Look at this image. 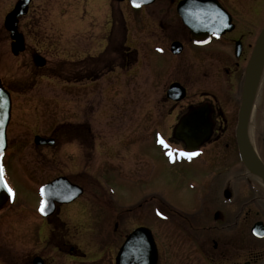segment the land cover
<instances>
[{
  "label": "flooded vegetation",
  "instance_id": "1",
  "mask_svg": "<svg viewBox=\"0 0 264 264\" xmlns=\"http://www.w3.org/2000/svg\"><path fill=\"white\" fill-rule=\"evenodd\" d=\"M38 1L29 3L26 15ZM143 1L136 0L139 6H135L133 0H118L124 4V12L118 9V18L109 7L103 49L116 52L121 63L105 60L103 52L89 53L77 61L65 58L58 63V77L50 76V72L48 77L60 78V85L66 88L65 98L69 95L80 104L83 99L79 90L93 86L105 74H113L110 64L123 69L126 76L134 70L140 53L163 57V68L171 76L162 96V102L170 105L167 115L173 117L171 140L155 132L152 144L158 148L162 145L158 137L164 139L175 151L168 165L192 167L196 176L201 175L198 183L186 181L182 187L195 194L165 207L157 193H145L142 201L127 208L123 219L129 222L133 213L140 225L124 228L116 235L121 219L114 222L109 243L91 258L77 244L67 243L69 228L60 219L62 210L70 215L82 208L86 186L77 181L82 171L71 177L60 167L52 169L50 151L57 149L62 136L67 137V144H76L80 152L97 150L96 137L86 120L94 114L92 104L88 111L91 114L84 119L82 108L78 110L79 122L60 123L63 131L59 134L53 128L47 135H32L33 147L29 150L47 151L48 160L38 158L35 163L29 158L30 164H24L19 159L24 149L21 145L11 149L6 128L2 169L12 192L0 212L12 208L8 213L17 215L18 220L35 215L39 225L19 226L10 237L11 243L0 239V264H264V182L247 171L240 153L243 138L264 166V56L256 82L247 94L248 99L251 97L248 110L242 108L246 70L264 28V0H192L186 7L198 23L192 28L183 23L178 10L185 0ZM118 28L122 40L116 45ZM36 56L43 65L36 64ZM28 65L35 77L48 69L47 61L34 52H30ZM130 82L125 79L123 84L128 87ZM2 84L10 97L30 91L35 85L23 79L9 83L2 79ZM182 138L189 139V146ZM70 159L75 160L73 156ZM11 171L21 181L26 180L34 201H20L15 206ZM50 173L53 176L46 180L37 176ZM42 202L43 217L39 211ZM109 215L116 217L114 213ZM149 220L154 224L144 225ZM140 229L149 232L151 242L146 232L132 236ZM122 247L124 254L117 260Z\"/></svg>",
  "mask_w": 264,
  "mask_h": 264
},
{
  "label": "rangeland",
  "instance_id": "2",
  "mask_svg": "<svg viewBox=\"0 0 264 264\" xmlns=\"http://www.w3.org/2000/svg\"><path fill=\"white\" fill-rule=\"evenodd\" d=\"M16 1L0 0V79L13 82L23 79L26 83L33 82L35 85L30 91H21L11 96L7 139L11 149L20 145L23 147L24 152L19 159L21 157L24 164H30L29 158H33L35 163L38 158L48 160L51 154L52 169L60 167L63 174L71 177L82 171L77 179L86 186V192L81 198L82 208L75 213L70 212V215L62 210L60 219L69 228L65 234L70 240L67 243L77 244L87 256L94 258L97 251L109 243L114 222L121 219L116 235L122 233L124 228L140 225L139 218L133 213L129 222L123 219L127 208L136 206L138 201L143 200L145 193H157L165 207L172 206L179 198L186 199L188 195L195 194L183 191L182 187L186 181L198 183L201 175L196 176L192 167L168 165L169 157L175 153L170 144L164 142L158 148L152 144L155 132L171 140L170 125L173 117L167 115L170 105L162 102L164 89L171 76L163 68V57L140 53L134 70L129 75L123 76V69L110 64V69L114 68L113 74H105L93 86H82L79 93L83 101L75 103L69 95L65 98L66 88L60 85V78H56L58 63L65 58L77 61L86 54L96 52H103L105 60L115 59V63H121L116 52L113 54L108 49L107 54L103 48L106 44L104 38L108 30L106 20L109 7L114 9L115 18H118L119 10L124 12V4L118 0L34 2L28 15L18 19L20 21L17 25L18 32L24 36L26 51L13 56L11 40L3 27V21ZM120 34L121 30L118 28L116 45L122 40L118 37ZM30 52L47 61V71L42 70L39 72L41 75L37 73L36 77L31 75L33 71L28 65ZM80 67L81 64L78 68ZM48 73L56 77L49 78ZM125 79L131 81L128 87L123 84ZM90 104L94 114L86 120L98 143L96 151L80 152L76 144L66 143V136L58 138L57 149L50 151V154L47 151L29 150L33 147L31 138L34 133L47 135L54 128L59 134L63 131L59 128L60 123L81 120L78 113L80 108L82 119L91 114L88 113ZM159 140L164 141L158 137ZM71 156L75 160H71ZM11 176L13 179L11 178L10 184L16 194L15 206L20 201H34L33 191L26 186V180L21 181L15 171H11ZM37 176L46 180L53 174ZM132 209L135 210L133 207ZM11 210L9 208L0 212V239L3 238V243H11L10 237L17 232L15 229L19 226L26 228L39 225L35 215H26L23 220H18L17 215L8 213ZM109 212L116 217L111 218ZM147 224L154 223L151 220L144 221V225ZM26 246L27 243L22 248L26 249Z\"/></svg>",
  "mask_w": 264,
  "mask_h": 264
},
{
  "label": "water",
  "instance_id": "3",
  "mask_svg": "<svg viewBox=\"0 0 264 264\" xmlns=\"http://www.w3.org/2000/svg\"><path fill=\"white\" fill-rule=\"evenodd\" d=\"M31 0H18L14 5L13 9L4 17L3 27L8 32L9 37L11 39V53L16 56L19 53L24 51V41L23 37L20 33L17 32L18 18L25 15L27 12L28 4ZM154 0H145L146 4L152 3ZM192 3V0H185L180 4L178 8L179 13L182 17L183 23L187 25L189 28H192L193 25H198L195 17L192 12L186 8L188 5ZM206 3V2H204ZM185 11V13L183 12ZM193 16V17H192ZM264 56V29L259 37L257 47L255 48L252 58L249 63V67L247 68V77H246V86H245V95L243 98L242 108L245 107V112L248 110V92L252 89L253 85L256 82L257 71L260 72L261 68V60ZM34 61L38 66L43 65L42 59L38 56L35 57ZM254 78V80H253ZM174 88V85L170 87V91ZM10 118V97L9 93L2 87L0 81V168H1V157L3 155V151L6 145L5 142V130L7 123ZM185 141L186 145L189 146V139L182 138ZM240 153L242 157V163L248 172H250L253 176L260 179L264 182V166L260 163L252 148L242 138V145L240 146ZM4 179L0 181V208L5 203L8 198L9 191L8 187L5 186ZM45 188L42 189L44 191ZM44 206V203H43ZM41 209V208H40ZM40 213L43 215V212L40 210ZM123 249V248H122ZM121 249V251H122Z\"/></svg>",
  "mask_w": 264,
  "mask_h": 264
},
{
  "label": "snow or ice",
  "instance_id": "4",
  "mask_svg": "<svg viewBox=\"0 0 264 264\" xmlns=\"http://www.w3.org/2000/svg\"><path fill=\"white\" fill-rule=\"evenodd\" d=\"M133 3L135 4V6H139L138 4H136V0H133ZM160 143L163 144L164 141L161 140ZM186 155H194V153H193V154H186ZM2 172H3V169L0 168V181L3 180ZM4 186L7 188V184H6V183H5ZM8 191H9V193H11V192H12L11 188H8ZM40 210H41L42 212H43V210H44L43 202H42V204H41V209H40Z\"/></svg>",
  "mask_w": 264,
  "mask_h": 264
},
{
  "label": "trees",
  "instance_id": "5",
  "mask_svg": "<svg viewBox=\"0 0 264 264\" xmlns=\"http://www.w3.org/2000/svg\"><path fill=\"white\" fill-rule=\"evenodd\" d=\"M9 82H10L9 80L5 81V83H9Z\"/></svg>",
  "mask_w": 264,
  "mask_h": 264
}]
</instances>
